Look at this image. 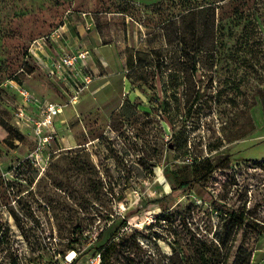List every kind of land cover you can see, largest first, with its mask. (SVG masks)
Segmentation results:
<instances>
[{"label": "rangeland", "instance_id": "374dc122", "mask_svg": "<svg viewBox=\"0 0 264 264\" xmlns=\"http://www.w3.org/2000/svg\"><path fill=\"white\" fill-rule=\"evenodd\" d=\"M67 22L96 31L88 61L108 80L74 106L26 60ZM12 80L63 107L40 148L14 124ZM206 158L214 173L182 185ZM214 202L264 223V0H0V264H65L79 233L74 262L88 264L125 229L148 247L115 264H169L176 240L192 238L214 264H264V236Z\"/></svg>", "mask_w": 264, "mask_h": 264}, {"label": "built area", "instance_id": "2783aa9c", "mask_svg": "<svg viewBox=\"0 0 264 264\" xmlns=\"http://www.w3.org/2000/svg\"><path fill=\"white\" fill-rule=\"evenodd\" d=\"M63 36L64 31L61 26L43 39L34 41L28 51L29 54L26 60L28 61L29 57L32 58V50L35 45L42 49L46 48L44 45H52V51H45L44 57L39 58L36 65L42 67L48 76L55 78L64 86L68 100L74 106L80 102L81 96L89 89L94 80V75L88 71L87 67L91 51L87 48L62 45ZM21 72L27 74L23 69H21ZM10 83L16 85L22 102L14 114V124L20 128H31L40 148L57 132L56 123L63 112V107L49 99L37 96L24 86L17 85L14 80ZM36 109L37 112L35 113ZM65 125L66 130L71 131L70 124ZM68 256L67 254L65 264H75L76 256L73 259H69ZM88 264H101L100 253L91 257Z\"/></svg>", "mask_w": 264, "mask_h": 264}, {"label": "trees", "instance_id": "16d2710c", "mask_svg": "<svg viewBox=\"0 0 264 264\" xmlns=\"http://www.w3.org/2000/svg\"><path fill=\"white\" fill-rule=\"evenodd\" d=\"M26 73L29 74L28 72ZM217 168L218 165L214 164V162L207 158L199 162H194L192 167L194 178L186 180L182 183V185L192 186L200 180H207ZM214 207L217 211L230 219L232 227L244 228L245 231H250L252 233H256L257 235L264 236V223L256 220L252 216L250 210L247 212L232 211L226 206L219 204V202H214ZM147 238H149V236H143L137 231L131 233H129L127 229H125L122 233L120 231H116L107 242L97 246L95 252L100 253L101 264H115V262H118L123 258L124 252L129 250H138L137 255L140 253L142 256L143 253L146 254L145 248L148 247V245L144 240ZM86 242L87 241L83 238L82 233H79L78 237L71 243L70 251H75L77 256H83V254L80 253L81 249L77 248L76 245L84 244ZM199 242H201V240L198 239V241H194L193 238L185 243L183 242V244L180 242V239L176 240L175 243L177 246L172 247V255L170 256L169 264H176L174 256L180 257L182 264H214L212 249L205 241H202L201 243ZM220 242L224 244L223 239H221ZM152 259L153 257L151 256H149L146 260L141 258L139 259L138 264L143 261L145 264L152 263ZM132 262L134 263V260L131 259L130 263Z\"/></svg>", "mask_w": 264, "mask_h": 264}, {"label": "crops", "instance_id": "0c3cea01", "mask_svg": "<svg viewBox=\"0 0 264 264\" xmlns=\"http://www.w3.org/2000/svg\"><path fill=\"white\" fill-rule=\"evenodd\" d=\"M69 22H67L64 26H62L63 31H64V36L63 39L61 40L62 45L65 46H74L76 48H87L91 51L90 55H92V50H94L97 47H100L102 45L101 40L99 38V36L97 35L96 31H91L88 32L86 29L85 24H82L81 26H77L76 29H71V27L68 25ZM41 49V50H40ZM33 51V55L32 58L34 57L36 60H39V58L44 57V53L45 51H48L47 48L42 49L41 47H34ZM56 51V50H55ZM89 55V57H90ZM88 57V59H89ZM37 62V61H36ZM87 67H88V71L91 70V72L94 75V80L91 83L90 87L96 83H98L99 81H103V79H105L107 77L106 74H104L98 67V64L96 63V59L93 58L92 62L88 61L87 62ZM113 73H109L108 75H111ZM108 84V80L107 81H103L101 82L100 85L96 86L93 90H91V94L92 92H99L100 90L104 89V87H106V85ZM90 87L88 90H90ZM46 98V97H45ZM85 96H82V99L80 100L81 102L85 99ZM35 113L37 112V109L34 111ZM62 121H60L61 123Z\"/></svg>", "mask_w": 264, "mask_h": 264}, {"label": "bare ground", "instance_id": "6f19581e", "mask_svg": "<svg viewBox=\"0 0 264 264\" xmlns=\"http://www.w3.org/2000/svg\"><path fill=\"white\" fill-rule=\"evenodd\" d=\"M73 252V251H72ZM75 252V251H74ZM75 254L73 253L72 255L68 256L69 259H73Z\"/></svg>", "mask_w": 264, "mask_h": 264}]
</instances>
